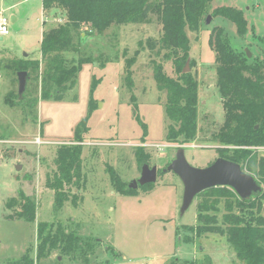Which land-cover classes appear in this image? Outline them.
Segmentation results:
<instances>
[{
  "label": "rangeland",
  "instance_id": "rangeland-1",
  "mask_svg": "<svg viewBox=\"0 0 264 264\" xmlns=\"http://www.w3.org/2000/svg\"><path fill=\"white\" fill-rule=\"evenodd\" d=\"M0 2L9 19V33L0 41V138L8 141L0 147V264H11L27 252L35 255L39 222H60L81 237L98 240L89 254V264H170L173 257L195 264H243L223 235L196 236L185 227L196 223L200 198L196 196L181 215L183 185L172 171L158 173L154 183L122 194L114 189L108 168H113L126 185L138 179V146L149 155V166L156 165L158 169L170 163L180 146H184L185 158L193 167L204 168L218 157L217 148L222 146L209 137L222 125L224 111L208 37L212 27L222 26L233 48L241 52L247 49L251 58L262 59L264 44L256 37H264V0L210 3V11L219 6L242 10L248 24L244 37L236 34L231 21L211 15L198 32L187 31L188 72L198 81L200 128L197 139L188 144L168 143L166 139V93L156 87L153 61L161 63L168 76L175 78L177 74L172 62L163 58L164 51L157 55V47L148 45L161 36V25L154 14L149 15L147 22L113 25L100 35L90 33L88 25H83L78 50L62 55L67 63H77L81 58L89 61L77 72L75 84L55 99L51 95L40 96L39 82L31 70L19 96L18 71L13 62L23 60L32 65L39 61L42 32L56 26L59 17L46 14L42 0ZM11 14L18 19L12 22ZM139 41L143 42V49L131 67L130 91L125 80L126 59L140 48ZM83 119L86 122L81 126ZM77 135L81 142L76 141ZM36 137L41 144L33 142ZM77 143L82 146L85 175L84 185L78 191L74 189L78 205L67 201L60 211L54 212L53 191L46 187L45 179L56 168L57 148ZM19 164L21 168L16 170ZM20 191L36 203L34 221L7 217L14 216L16 208L6 204ZM219 208L218 222L222 203ZM56 258L65 264H83L63 258L58 252L42 259L41 264H57Z\"/></svg>",
  "mask_w": 264,
  "mask_h": 264
},
{
  "label": "trees",
  "instance_id": "trees-1",
  "mask_svg": "<svg viewBox=\"0 0 264 264\" xmlns=\"http://www.w3.org/2000/svg\"><path fill=\"white\" fill-rule=\"evenodd\" d=\"M212 1L42 0L46 14L63 21L42 32L39 61L30 65L27 61L18 60L13 64L17 71H27L28 77L30 70L34 73L41 97L51 95L60 99L62 92L75 84L76 74L82 64L89 61L88 58H81L77 63H67L62 55L67 51L78 50L83 25H88L90 33L100 35L113 25L147 22L149 15L154 14L161 25V36L148 45L150 48L157 47V55L164 51L163 58L172 62L177 74L175 78L168 76L163 65L153 61L156 87L166 93L164 109L169 120L166 139L168 143L188 144L197 139L200 128L197 122L198 81L191 72H183L190 56L187 31L198 32L207 15H211L231 21L239 37H244L248 32L242 10L219 6L210 11ZM256 39L264 44V37L257 36ZM208 44L214 52L216 87L224 111L222 125L209 138L222 146L217 148L218 155L240 164L262 186V191L248 199H241L226 186L204 190L197 195L200 199L196 205V223L185 227L196 236L203 233L221 234L243 264H264V153L253 149L255 146H264V56L262 59L251 58L245 50L241 52L233 48L224 28L219 25L212 27ZM139 47L131 58L126 59L125 80L130 91L133 88L131 67L140 49H143L142 41H139ZM6 100L9 103L10 98ZM134 107L136 111L135 101ZM85 122L86 119H83L80 125L84 126ZM143 127L145 129V125ZM76 137L77 142L82 141L79 135ZM81 155L82 146L79 143L63 144L56 150V168L45 179L46 187L53 191L54 212L60 211L67 201L75 207L78 205L75 191L85 182ZM135 156L140 167L148 163L149 155L142 146L137 147ZM108 172L117 192H134V189L127 188L113 168H108ZM219 203H222L223 213L218 222ZM6 205L16 208L14 216L11 214L8 218L34 221L36 203L23 191ZM36 233L35 255L31 256L27 252L11 264H41L42 259L54 252L63 258L89 264V254L93 253L94 245L98 243L96 239L81 237L60 222H39ZM56 263L65 264L59 258H56ZM170 264H195V261H180L173 257Z\"/></svg>",
  "mask_w": 264,
  "mask_h": 264
},
{
  "label": "water",
  "instance_id": "water-1",
  "mask_svg": "<svg viewBox=\"0 0 264 264\" xmlns=\"http://www.w3.org/2000/svg\"><path fill=\"white\" fill-rule=\"evenodd\" d=\"M211 16L207 15L204 24H207ZM13 18H11V21ZM3 37L0 36V41ZM247 56L250 57L249 50L245 49ZM189 70V58L186 60L183 72ZM27 71L19 70L17 73L18 79V95L20 96L25 89L27 80ZM21 165L16 166L19 170ZM157 166H149L148 163H143L140 167V176L136 180H132L127 184L128 189H136L138 187L154 183L157 179ZM172 171L176 174L183 185L182 204L180 214L190 206L194 198L202 191L212 187L226 186L232 189L239 198L248 199L262 191V186L258 184L256 179L249 173L245 172L240 164L228 159L219 157L211 164L204 168L191 166L184 154V146L177 148L174 158L163 169L161 173ZM60 259V258H59Z\"/></svg>",
  "mask_w": 264,
  "mask_h": 264
},
{
  "label": "built area",
  "instance_id": "built-area-1",
  "mask_svg": "<svg viewBox=\"0 0 264 264\" xmlns=\"http://www.w3.org/2000/svg\"><path fill=\"white\" fill-rule=\"evenodd\" d=\"M22 1H26V0H22ZM56 20H58L59 22L63 21L61 18H58ZM8 33H9V19L4 14V9L0 8V36L4 38L6 35H8ZM33 142H36L38 144L42 143V141L38 137H36ZM7 143L8 141L0 138V147ZM253 149L259 153H264V146H255L253 147Z\"/></svg>",
  "mask_w": 264,
  "mask_h": 264
},
{
  "label": "crops",
  "instance_id": "crops-1",
  "mask_svg": "<svg viewBox=\"0 0 264 264\" xmlns=\"http://www.w3.org/2000/svg\"><path fill=\"white\" fill-rule=\"evenodd\" d=\"M10 18H13L12 22H14L18 19L16 14H11Z\"/></svg>",
  "mask_w": 264,
  "mask_h": 264
},
{
  "label": "flooded vegetation",
  "instance_id": "flooded-vegetation-1",
  "mask_svg": "<svg viewBox=\"0 0 264 264\" xmlns=\"http://www.w3.org/2000/svg\"><path fill=\"white\" fill-rule=\"evenodd\" d=\"M176 153V152H175ZM175 153H174V156H175ZM220 156L218 155L217 158H219ZM173 159V158H172ZM169 164V163H168ZM163 169V168H162ZM161 169H157V171L159 172Z\"/></svg>",
  "mask_w": 264,
  "mask_h": 264
}]
</instances>
